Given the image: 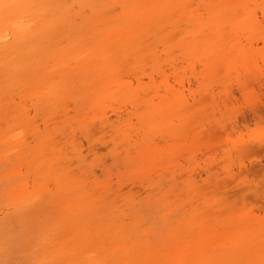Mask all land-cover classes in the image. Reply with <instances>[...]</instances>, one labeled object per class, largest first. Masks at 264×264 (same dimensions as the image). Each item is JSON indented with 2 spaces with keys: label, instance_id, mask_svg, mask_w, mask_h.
Returning <instances> with one entry per match:
<instances>
[{
  "label": "rangeland",
  "instance_id": "rangeland-1",
  "mask_svg": "<svg viewBox=\"0 0 264 264\" xmlns=\"http://www.w3.org/2000/svg\"><path fill=\"white\" fill-rule=\"evenodd\" d=\"M0 264H264V0H0Z\"/></svg>",
  "mask_w": 264,
  "mask_h": 264
}]
</instances>
